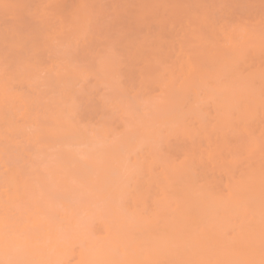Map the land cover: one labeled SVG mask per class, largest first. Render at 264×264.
<instances>
[{
	"label": "bare ground",
	"instance_id": "1",
	"mask_svg": "<svg viewBox=\"0 0 264 264\" xmlns=\"http://www.w3.org/2000/svg\"><path fill=\"white\" fill-rule=\"evenodd\" d=\"M43 1L41 16L44 19L41 24L44 33L40 40L43 46L58 45L57 38L65 29L66 21L60 19L59 28H55L52 22H49L47 10L50 4L59 0ZM110 1L113 3V0ZM135 1L127 2L130 5L136 4ZM140 1V7L137 6L139 11L135 12L132 6L129 7L132 11L125 9L127 14H132L128 15L129 18L124 15L114 19V16H109L112 13H108L113 19L110 22L119 21L116 22L119 24L115 23L114 29H122V32L129 29L125 32L130 35L133 31L138 33L136 29L142 26L143 30L146 27L151 30L148 26L150 19L154 15L156 17L151 19L156 24V30H151L154 33L146 32V35H141L140 33L145 31H140V35L134 36L135 39L133 36H130V40L125 39L128 41V49L124 48L127 52L124 54H127V59L130 60L128 64L126 61L125 65L122 63L121 69L131 70V74L128 72L126 76H132L129 77L130 85L133 96L138 98V104L126 105L127 101L121 97L111 99L113 108L119 112L120 122L117 128L120 137L119 134L111 135L112 127L109 124L112 122L107 118L110 113H105L102 123L106 126L100 132L105 138L102 140L104 148L99 152L97 146L102 144L93 139L90 150L79 157L78 152L71 148L74 144L85 143L78 120L77 125L74 121H64L62 115L51 113V124L45 126V131L50 133V143L42 144L37 133L22 131V135L34 142L33 147L39 150H36V153L24 147L25 157L12 165H6L3 163V154L9 145L8 140L0 134V166H3L2 172L0 171V264H264V27L259 29L258 27L262 26L257 27L259 22L256 25L241 22L229 25L227 22H220L218 18L209 16L208 9L200 12V4L195 6L198 14L200 12L199 17L193 20L189 16L190 13L188 15V21L193 25L183 24V16L177 14L179 9L182 10V0H143L144 4ZM93 2L99 5L101 1ZM64 3L66 4H59ZM91 3L88 2V5ZM108 3H105L106 6ZM257 3L259 4V1ZM103 6L105 8V5ZM116 6L117 4L114 7ZM250 6L249 4L248 8L253 7ZM122 7L117 6L116 9L124 14L122 9L126 6ZM192 9L194 10L193 7ZM76 13L83 17L80 11ZM179 15L182 16L179 18L183 25L175 28V20ZM231 15L233 16V13ZM70 17L74 18L73 15ZM126 18H131L133 22L137 20L140 27L137 28L136 22L133 23L132 20H123ZM83 21L88 19L84 18ZM125 22H130L128 26L134 24L136 28L125 27ZM120 24L126 29H120ZM108 28L113 30V27H107L105 30ZM122 32L120 33L123 36L129 37L125 35L127 33ZM52 33L56 34L55 41ZM116 35L122 37L117 32ZM205 35L209 38H205ZM108 36L109 34L105 42L109 44L112 42H109L108 38L111 37L112 41L117 39L113 32ZM95 41L92 42L93 45L99 44ZM121 43L126 42L123 40ZM84 46L83 49H86ZM110 46L107 48L110 49ZM103 47L106 46L103 44ZM107 48H102V51H107ZM83 60L87 62L85 58ZM115 64L117 63L111 62L106 65V70L111 76L119 70ZM19 65L21 71L17 70L16 74L18 81L27 86L31 85L28 71L37 65V60H23ZM96 71L101 73V65H98ZM13 92L7 83L0 84L1 98L14 97L26 103L25 99ZM116 93L123 94L117 91ZM193 99L213 102L219 115L217 125L213 126L211 133L217 137L227 138L225 129L236 122L251 125L250 129L252 124H260L259 136L251 135L249 142L246 141V144L240 147L241 155L246 156V161L243 159L246 163L244 167L237 155L227 160L224 156L227 153L224 154L222 148L219 152L211 145L213 138L204 124L202 109L186 108ZM96 107L99 111L100 107ZM194 119L199 122L200 133L202 131L203 138L206 139V145L202 144L206 149H200L199 153L198 150L186 152L182 164H171L170 160L162 159L159 148L162 132H168L171 126L175 131L180 129L184 133H189L190 130L192 132ZM14 132L16 130L12 128L10 133ZM235 137L232 139L237 142L242 136L239 134ZM191 139L193 141V138ZM129 140L134 142V147L130 143L127 144ZM40 143L46 147L41 149ZM121 145L126 147L127 152H134L132 159L128 160L119 152ZM229 147L231 145L224 148ZM38 153H45L47 156L44 157L47 159L54 158V155L58 159L54 158L57 160L54 164V159H41L43 154ZM36 154L39 162L35 160ZM15 156L13 157L17 160ZM48 162L55 165L50 170L48 166L51 163ZM37 163H42L43 169H37L43 175L36 170ZM157 165L164 167V178H160L159 173L154 171ZM41 170H45V174ZM114 171L122 175L124 182L134 180L141 185L138 202L134 200L132 208L123 202L125 191L116 195V191L108 188L107 178ZM196 172L203 175L200 183L196 180ZM46 173L47 177L44 176ZM42 176L47 178L46 183L42 182L45 181ZM39 182L44 184V188L46 185L48 191H38L42 190ZM35 186H40L37 191L34 190L37 188ZM61 191L67 193L64 196H71L58 202L57 208L53 207L52 199L55 195L53 198L48 195L55 194L54 192L61 195ZM35 195L37 198H34ZM29 197L35 202L32 212L28 209L32 208L33 202L30 206L27 204L29 208L26 207ZM57 198L53 200L56 201ZM150 200L153 206L151 212L146 206ZM97 204L108 206L103 209L108 211V215L101 216L100 231H92V227L84 228V231L89 230L90 234L80 231L75 226L79 223L78 216L87 209L97 213ZM127 208L131 210V214L124 212ZM70 226H75L77 230L72 229L74 232L69 236H63V232H66L63 229ZM66 233H70L69 230ZM87 235L89 237H86Z\"/></svg>",
	"mask_w": 264,
	"mask_h": 264
},
{
	"label": "rangeland",
	"instance_id": "2",
	"mask_svg": "<svg viewBox=\"0 0 264 264\" xmlns=\"http://www.w3.org/2000/svg\"><path fill=\"white\" fill-rule=\"evenodd\" d=\"M93 1L94 0H67V1L66 0H64V1L59 0V2H57V3L50 4L48 7V10H47L48 14H49L48 15L49 22H52V25L55 28H59V24H60L59 21H60V19H63L64 21H66V27L60 33V35L57 38L58 45L51 46L49 44L47 46H43V44L40 40V37L44 33L43 29H42L43 25L41 24L42 19H44V17L41 16L42 4L44 3V1L43 0H0V84L7 83L9 85V87L11 88V90L14 91L13 93L21 96L23 99L26 100V103L25 102L23 103L19 99L14 98V97H10L8 99L0 97V122H1L0 123V134L6 140H8V145H9V147H7V150L3 154V158H4L3 163H5L6 165H12L13 162L19 161L18 159H23L25 157V154L23 152L24 147H25V149H28V150L33 151V152H36V150H39V149H35L33 147L32 144H34V142H30L28 138H26L22 135L23 134L22 131L31 132L32 134L37 133L39 136L38 140L41 141L42 144L48 145L50 143V136H49L50 133L45 131V126L51 124V113L59 115V116L62 115V119L64 121H68V120L74 121L77 125L79 122L78 126L82 129V135H83L85 143H78V145L74 144L73 147H71V148L75 152H78L79 157H82V156H84L83 153H87L86 151L90 150V143L93 141V139H96L97 141L99 140L101 144H102V140L105 139L101 136V133H100V132H102V130H104V127L106 126L105 123H102V121H104L105 113H107V114L110 113V115H108L109 117H107V118L109 119L110 122H112V124H109V126L112 127L111 135L116 136L119 134L118 136L120 137V133H118L119 130L117 128V126L120 122V118L118 116L119 112H117L116 109L113 108V104H111L113 101L111 99L113 97H121L122 99L127 101L126 105H129V106H131V105L136 106V104H138V101H137L138 98H137V96H133V89H132V86L130 85L131 83H130L129 77H132V76H126L129 73L131 74V70L123 71L121 69L122 63H123V65H125V61H126V64H128L129 63L128 60H130L129 58L127 59V57H128L127 54H124V53H127L124 48L127 47L128 41H126V40H130L132 38L135 39L134 36L136 34H137L136 36H138L140 34L146 35V32H150V33L153 32L154 33V31L156 30L155 29L156 24H155V21L153 23L152 20L155 17V15L153 18L151 17L152 20L150 19V22H149L150 25H148V26H150V29L154 30V31L149 30L148 29L149 27H146L145 30H143L144 26H142V28H141L140 25H138L139 23L136 22L137 20H135L134 22H136L135 24H136L137 28L140 27V29H136L138 31V33H136V31H133V33H131V35H130L127 32H125V31H128L129 29L122 32V29H121L123 27V26H121L122 24H120L121 30L118 31L116 27L114 29V26L119 24L116 22H119V21H116V22L113 21L114 24H113V22H110V21L113 20L112 16H114V19L115 18L119 19V18H121V16H124V15H126V16L132 15L131 13L127 14L128 11L125 10V9H127V10L132 11V9H129L130 6H132L131 8L135 9V12H136V10L139 11V9H137L138 8L137 6L140 7V5H139L140 0H136V1L133 0V1L137 2L138 5H136L137 3L136 4L132 3L129 5L127 1H130V0H124V1L113 0V3H111L112 1L109 2V0H108L109 3L104 2L105 0H103V1L102 0H96V2L101 1L99 3V5H97V3H94ZM115 1L117 3H114ZM141 1H143V0H141ZM179 1H181V0H179ZM179 1L176 2V5ZM196 1L197 0H184V1L182 0L180 3H182V2L183 3L181 4V6L179 5L180 8L182 7V10L179 9V6L177 5L178 6L177 8L179 9L178 10L179 13H177V14H181L183 17L180 15L176 17L175 28H179L183 24L193 25V24L189 23V21H188V19L190 18L189 16H191V18L193 20H195V18L199 17L200 12H202L205 9L206 10L208 9L209 16H211L212 18H215V19L218 18L217 20H220V22L221 21L223 23L227 22V23H229V25H233V24H236L238 22L256 25L259 22L257 27L260 25H262V26L258 27L259 29H261V27H264V1L263 0H261V1L260 0H256V1H254V0H228V1L227 0H199L197 2ZM258 1H259V4L257 3ZM60 2H66V4L65 3H64L65 5L59 4ZM88 2L89 3L92 2L91 4L94 3L95 5L94 4L88 5ZM126 2H127V4H126ZM105 3H108L109 7H107L108 5L106 6ZM142 3L144 4V1ZM142 3H141V6H142ZM207 3H210V4H207ZM248 3L253 7L250 6L251 8H248V5H249ZM116 4H117V6L122 5L123 6L122 8H124V6H126L124 9H122L125 12V13L123 12L124 14L119 12L121 10H119L117 12V10H118V9H116L117 6L114 7ZM216 4H218V5H216ZM56 5H58L59 7ZM60 5H64V7L60 6ZM103 5H105V8H107L106 11H104L105 8ZM127 5H129V6H127ZM191 5H193V6H191ZM198 5H199V9L201 10L199 12V14L197 11L198 9L196 8V7H198ZM242 5H243V7H241ZM259 5H260V7H259ZM189 6H190V8H189ZM237 6L239 8H237ZM110 7H111V9H110ZM192 7L194 8V10L192 9ZM91 8L94 10H92ZM241 8H242V10H241ZM244 8L246 11L243 10ZM89 9H91V10H89ZM113 9H115V11ZM191 9L193 11H191ZM240 10H241V12H240ZM76 11H80L81 12L80 15L83 17L81 18L76 13ZM180 11H182V12H180ZM194 11L197 13H195ZM214 11L216 13H214ZM102 12H104V14ZM109 12L112 13V14H109V16L112 18H110L108 16ZM189 13H190V15H189ZM232 13H233V16L231 15ZM100 14H101V16H99ZM119 14H122V15H120V17H116ZM154 14H156V13L154 12ZM215 14H216V16H215ZM71 15L74 16L73 19H71V17H70ZM77 15L79 18L77 17ZM136 15H137V13H136ZM239 15H241V16H239ZM134 16H131V17H134ZM213 16H215V17H213ZM129 17L130 16H128V18ZM179 17L180 18L182 17V19L183 18L186 19V20L183 19V22H182L183 24L180 23L181 19ZM84 18H87L88 21H83ZM108 18H110V19H108ZM135 18H133V19H135ZM155 19H156V17H155ZM256 19H257V21H256ZM108 20H109V23H108ZM123 20H126V22H127V21L132 20V19L130 18L129 20H127V18H126ZM148 21L149 20H147V22ZM190 21H191V19H190ZM126 22L124 23L125 25L123 24L125 27L127 26V28H132V27H134V29L136 28L135 26H133L134 24L128 26L129 25L128 23H130V22H128V23H126ZM131 22H133V20ZM93 23H95V24H93ZM115 23H116V25H115ZM108 24H112L113 26L108 25ZM152 26H154V27H152ZM107 27H111V28L113 27L112 28L113 30H110V28H108V30H105V29H107ZM125 27H123V28L126 29ZM118 29H119V27H118ZM132 30H130V32ZM86 31H87V33L85 34L84 32H86ZM103 31L104 32L106 31V32L104 33ZM107 31H108V33H107ZM140 31H142V32L145 31V33H140ZM112 32H113V34H115V37L117 36L116 32L118 35H122L120 32H122L123 34L127 33L125 35H129V37H126L123 35H122V37L117 36V39L115 37H113V38H115L114 41H112L111 40L112 38L110 37V38H108V39H110L108 41L114 43V45H112V43L109 44V43L105 42V41H107L106 40L107 35L109 34V36H110V34H112ZM52 34L55 37V39H54V41H55L56 40V34H54V33H52ZM206 35L204 37L209 38V37H206ZM89 36H91V37H89ZM130 36H133V37L131 38ZM88 38H89V40L90 39H92V40L89 42V40L87 41ZM210 38L212 39L211 36H210ZM95 40H98V41H95ZM123 40L126 43H121V42H123ZM93 41H95L99 44L93 45L92 44ZM105 43H107L109 45H107ZM103 44L106 47H103ZM110 45H112V46H110ZM82 46H84L86 49H83ZM107 46H110L111 48L109 49V48H107ZM67 48H69V49H67ZM102 48L103 49L107 48L108 50L102 51L103 50ZM33 49H35V50L32 52ZM59 49H60V51H58ZM127 49H128V47H127ZM120 50H125V51H120ZM110 51H112V52H110ZM102 52H105V53H102ZM115 53H117L116 54L117 56L120 57V55H121L123 57L117 58V56L114 55ZM121 53H123V54H121ZM109 54H111V55H109ZM86 56H88V57H86ZM84 58L87 62H84V60H83ZM99 59L103 60V61L100 62ZM113 59H114V61H113ZM23 60L31 61V62H33L34 60H37V65L35 67L30 68L28 71V73L30 75V83H31V85H28V86L19 82L17 79V76H16L17 70L19 72L21 71L19 64ZM106 62H109V63H106ZM111 62H116L117 64H115V65L119 68L117 74H114L113 76H111V73H108V71L106 70L107 69L106 65H109ZM98 65H101V73L100 74H98L96 71ZM103 69L105 71H103ZM104 72L106 74H104ZM132 72H134V71H132ZM102 75H103V77H102ZM94 76H96V77H94ZM121 77H123V78H121ZM95 78H97V79H95ZM115 80H116V83H115ZM110 87H112V88H110ZM108 89H109V91H107ZM104 90H106V91H104ZM120 90H122L123 92H121ZM84 91H85V93H84ZM116 91L120 92V94H122V93L123 94L119 95L118 93H116ZM105 92H107V93H105ZM110 92H112V93H110ZM101 94H103V95H101ZM110 94H112V95H110ZM108 97H109V100H108ZM132 100H133V103H131ZM72 101H74V102H72ZM140 101H143V99L142 100L140 99ZM95 102H96V104H95ZM96 105H98V106L96 107ZM87 106L90 108H88ZM92 106H94V107H92ZM2 107H4V108H2ZM73 107H76V108H73ZM95 107L96 108L100 107V108H98L99 111H97V109H95ZM189 107L193 110H196L199 108L202 109V111L204 113V119H205L204 124L206 125V129L208 130V132L212 135L213 139H212L211 145L215 148V150L217 149L220 152L221 148H222L224 151L223 153L224 154L227 153L226 155H224L227 158V160H231L232 156L237 155V158L242 163H244L243 164V167H244L246 165V163H245L246 156L241 155L240 151L242 148H240V147H242L246 141L249 142L251 135L259 136L260 124H258V123H256V125L252 124L253 127H252V129H250L251 125H243V124H240L239 122L235 121L236 123L232 124L231 127L228 126L229 128L225 129V133L228 135V136L225 135V136H227V138L226 137L220 138V136L217 137L214 133L213 134L211 133V130L214 128L213 126L217 125V117L219 115V112L216 111L214 106H213V102L209 101V100L208 101H201L200 99L199 100L193 99L186 108H189ZM107 109H109V110L107 111ZM72 110H74V112H72ZM74 113H75V115H73ZM90 113H92V114H90ZM191 113H189L188 116H190ZM115 115H117V116H115ZM46 117H48V118H46ZM77 120H78V122H77ZM193 121H194L193 122L194 123V130L192 132L190 130L189 133H184L180 129H176V131H175V128L172 129L173 126H171V128L168 132L167 131L162 132L163 135L160 137V141H159V148H160V152H161L160 154L164 156V157L161 156L162 159L170 160L171 164H182V162L185 161L184 155L186 152L190 153V152L198 150L197 153H199L200 149H204V150L206 149V146H204V145H206V143H205L206 139L204 140V138H203V132L201 131V133H200L199 122L195 119ZM38 123H39V125H38ZM235 125H237V126H235ZM238 125H240V126H238ZM237 127L238 128L240 127V128L238 129ZM12 128H13V130H16V132H14L13 134L10 133V130ZM8 129H9V132H8ZM95 131H96V133H95ZM238 133L240 134V137L241 136L242 137L239 141L237 140V142H236V141H234V139H232V137L233 136L235 137V135H236L235 138H237L239 136ZM91 136H93V137H91ZM228 137L229 138L231 137V139H229ZM128 138H130V137H128ZM191 138H193V141ZM243 138H245V139H243ZM12 139H13V141H11ZM218 139H220L221 141H218ZM226 139H228V140H226ZM196 140H197V143H196ZM231 140H233V141H231ZM16 141H17V143H15ZM23 141H24V143H18V142H23ZM229 141H231V142H229ZM218 142H220V143L218 144ZM238 142H240L241 144ZM129 143H130V145H132V147L135 146L133 141L129 140L127 142V144H129ZM203 143H204V145H202ZM26 144H28V145H26ZM42 144L41 143L39 144V147L41 149L43 147H46ZM120 144H122V143H120ZM179 144L182 146L184 145V147H182V146L180 147ZM187 144L189 145V147ZM220 144H223V145H220ZM30 145L33 148L30 147ZM219 145H220V147H219ZM230 145H231V147H229L230 149L224 148V147H228ZM234 145H238V146L236 147ZM101 146H103V144L100 146H97V150L99 152H101V150L104 148V146L103 147H101ZM216 146H217V148H216ZM36 148H37V144H36ZM195 148H197V149H195ZM178 150L180 151L179 155H178V152H179ZM119 152L124 154L128 160L132 159V157L134 155V152H130V151L127 152L126 147L124 145L120 146ZM236 152H238V153H236ZM38 154H43V153H38ZM38 154L35 155V160H37L36 162H39V159H36ZM15 155H17V157ZM44 155H46V154L44 153L43 156H41L42 158L41 157L40 158L46 160L47 157H44ZM13 156H15V158H17V160H15ZM5 157H10V158H6V159H8V161H7L5 159ZM54 158L58 159L57 157H55V155H54ZM54 158L51 157L49 159L53 160ZM49 159H47V160H49ZM56 159H54L55 161H52V162L53 163L56 162L57 161ZM44 162H46V161H44ZM52 162H48V163H51L48 166V168H49L48 170H50V168L55 166L52 164ZM42 163L36 164V166H37L36 170L39 171V169H37V168L43 169L42 165H41ZM38 164H40V166ZM43 164H47V163H43ZM44 167L46 168L47 166H44ZM163 169H164V167H162L161 165H157L154 167V171L156 170L159 173L160 178L165 177V174L163 173L164 172ZM2 170H3V166L2 167L0 166V171L2 172ZM41 172H43L45 174V170H41ZM126 172H129V171H126ZM39 173H40V171H39ZM40 175H43V174L40 173ZM44 176L47 177V173ZM45 177L42 176V180L43 179L45 180V181H42L44 183L47 182L46 181L47 178L45 179ZM202 179H203V175L198 172L196 174L197 182L198 183L202 182ZM39 183L41 184V182H39ZM106 183L108 184L109 189L111 188L112 190L116 191V195L120 194L122 191L126 192V194H123L124 195L123 202L128 207H130V208L133 207L134 200L136 202H138V200H137L138 196H139L138 191L141 188V185L138 184L136 181L131 180V181L124 182L122 175L119 172L114 171L107 178ZM42 185H44V184H41L40 186H42ZM40 186H38V187L35 186L37 188H35V187H33V188H35L34 190L37 191ZM45 187L46 188H44V186L40 187V189H42V190H38V191H41V192L42 191H44V192L48 191L46 185H45ZM34 190H33V192H34ZM36 191H35V193H36ZM44 192H43V194H44ZM54 193L55 194L52 193L53 195L52 194L48 195V197L53 198L55 195V197L53 199H56L57 196H60L57 198L56 201L52 199V202L54 204L53 207H56V208L58 206V204H57L58 202L60 203L61 200L67 199V196H68V198H70V196H71V195L64 196L67 194L65 192H62L63 195L62 194L58 195V194H56V192H54ZM58 193H60V192H58ZM36 195H38V193H36ZM36 195H35V197L34 196L33 197L37 198ZM73 195L78 197L76 194H73ZM32 202L34 205L30 204ZM55 203H56V205H55ZM27 204H29V206L31 205L32 208H29V206ZM146 206H147V210H149L151 212L152 207H153L152 201L150 200L146 204ZM26 207L29 208L28 210L30 212H32L33 207H35V202L32 199H30V197L28 198V200H26ZM104 207H106V208H104ZM107 207L108 206H106V205L103 206L102 204H97V207H95V208H97V211H98L97 213L90 210V209L84 210L78 216L79 217L78 218L79 223L75 224V226L77 228H79L80 231L88 233V234H90L91 232L89 230L84 231L85 227H92V231L93 230L94 231H100V229H101V225H99L100 219H101L102 215L103 216L108 215V211L105 210L106 211L105 212L103 210V209H107ZM124 212L127 214L132 213L129 208L124 210ZM90 213H92V214H90ZM82 214H83V217L80 218V216ZM47 215L48 214H46V216ZM90 215H92L91 219H89ZM84 216H86V218ZM79 219H82V220H79ZM91 220H93V221H91ZM81 222L83 225H81ZM93 222H95V223H93ZM79 225H80V227H79ZM75 226H73L74 228L71 226L64 228L63 231L66 230V232H67L69 230L70 233L63 232L64 233L63 236L67 237V236H69V234H71L72 232L77 230V228ZM87 231H89V232H87ZM86 237H89V235H87ZM87 243H88V241H87ZM188 258H190V257H188Z\"/></svg>",
	"mask_w": 264,
	"mask_h": 264
}]
</instances>
